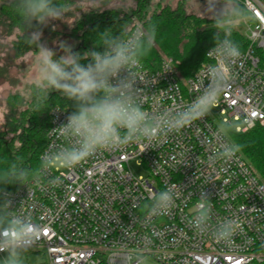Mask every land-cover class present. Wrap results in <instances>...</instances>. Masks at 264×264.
<instances>
[{
  "label": "built area",
  "instance_id": "2783aa9c",
  "mask_svg": "<svg viewBox=\"0 0 264 264\" xmlns=\"http://www.w3.org/2000/svg\"><path fill=\"white\" fill-rule=\"evenodd\" d=\"M235 2L253 18L248 46L239 48L242 56L231 67V86L203 119L179 132H161L148 149L143 141L133 142L100 150L73 169L59 164L49 169L43 157L64 143L52 129L71 113L52 109L37 176L2 194V210L9 221L19 218L39 230L25 251L43 252L47 264H117L120 258L113 255L117 252L131 254L133 264L137 258L143 264L264 262V183L224 131L235 122L240 134L264 126V59L259 54L264 53V3ZM137 28L142 29L132 30ZM211 49L206 63L184 84L172 59L164 60L156 71L140 62L136 71L146 81L145 110L164 111L194 102L207 83L205 69L214 62L208 55ZM226 146L234 148L231 159L220 155ZM184 159L187 165L180 163ZM133 162L145 168L146 177L133 173ZM169 185L179 193L175 206L167 214L149 217L152 194ZM204 191L211 197L212 211L206 235H201L191 221ZM232 217L238 218L239 228L230 242L217 241L213 235ZM5 254L0 252V257Z\"/></svg>",
  "mask_w": 264,
  "mask_h": 264
},
{
  "label": "clouds",
  "instance_id": "9594fccd",
  "mask_svg": "<svg viewBox=\"0 0 264 264\" xmlns=\"http://www.w3.org/2000/svg\"><path fill=\"white\" fill-rule=\"evenodd\" d=\"M136 0H76L84 4L83 12L92 9L123 10L135 6ZM229 0H223L227 4ZM11 6L20 18L24 36L38 56L37 71L45 89H52L72 102L73 110L66 122L52 129L64 143L57 151L46 153L43 165L49 169L59 164L73 169L100 150H116L133 142L143 141L148 149L160 138L161 132H179L194 121L203 119L216 104L225 89L231 86V67L241 58L239 46L231 39H219L208 55L213 63L205 69L206 84L196 100L184 107L149 112L142 98L145 78L136 69L155 43V28L134 29L125 26L119 35L101 33V42L83 53L74 51L67 42H60L62 54L42 41L43 28L53 21H64L68 9L57 0H11ZM202 11L215 14L221 10V0H205ZM239 14V5L232 0L230 16ZM100 48L102 50H96ZM86 61V63H84ZM58 111V110H56ZM220 155L231 159L234 148L226 146ZM209 167L213 159L209 158ZM180 163L187 165V159ZM215 170L214 168L212 169ZM27 172L11 167L0 170V183L25 180ZM175 185L153 193L147 215L155 217L169 213L178 195ZM264 195V194H261ZM210 195L200 194V204L191 224L194 230L206 235L207 217L212 211ZM9 205L11 201L8 202ZM239 228L238 218H227L213 235L217 241L228 243ZM39 234L34 224L19 218L8 221L0 230V252H6L7 264H20L21 251L32 245ZM117 264H133L131 254L117 252ZM135 264H143L139 258Z\"/></svg>",
  "mask_w": 264,
  "mask_h": 264
},
{
  "label": "trees",
  "instance_id": "16d2710c",
  "mask_svg": "<svg viewBox=\"0 0 264 264\" xmlns=\"http://www.w3.org/2000/svg\"><path fill=\"white\" fill-rule=\"evenodd\" d=\"M261 1L264 3V0ZM57 2L67 9L73 4L72 0H57ZM149 4L150 0H137V8L132 14H122L117 10L88 12L80 23L79 30L82 33L78 37L79 52L91 50L96 43H100L101 33L119 35L125 26L131 31L136 26L134 22L137 20L141 23L142 29L155 28V43L151 51L142 58L143 66L150 71H156L164 60L172 59L179 80L184 84L206 63L207 51L218 42L217 38L231 39L241 50L248 46L246 35L241 34L231 25L223 24L228 20L242 17L253 23L251 15L239 3V14L230 16L228 12L212 20L186 14L181 4L176 9L162 8L148 17L146 10ZM2 21L22 33L17 51L27 50L29 43L25 42L27 40L20 25V18L11 6V2L0 5V24ZM259 54L264 59V53L259 52ZM8 104L17 108L22 102L16 97H9ZM55 107L70 112L73 110L72 102L58 92L52 90L50 94H45L43 90L34 91L29 105L20 114L17 126L11 129V133H17L19 146H15L14 140H11V143L7 142L1 137L0 132V170L11 167L13 170L22 168L27 172L25 180L0 183V229L6 227L9 221L2 210V194L19 188L25 181L37 176L41 166V155L47 145L50 113ZM224 130L264 183V126L258 125L244 134L236 133L235 129L229 126H225Z\"/></svg>",
  "mask_w": 264,
  "mask_h": 264
},
{
  "label": "rangeland",
  "instance_id": "374dc122",
  "mask_svg": "<svg viewBox=\"0 0 264 264\" xmlns=\"http://www.w3.org/2000/svg\"><path fill=\"white\" fill-rule=\"evenodd\" d=\"M73 4L68 8V15L64 21H53L47 27L43 28L42 41L46 42L47 46L57 52V55L62 54L58 45L60 42H67L73 46L74 51H79L80 41L78 37L82 33L79 30L80 23L84 16L88 13L83 12L84 4L77 5L76 0H72ZM11 0H0V5L9 3ZM205 0H150L147 8V15L150 17L152 13L159 12L162 8L176 9L178 5H183L184 12L188 15L197 18L212 20L222 17L224 14L231 11L232 0L227 4L221 0V10L215 14H208L202 11L200 3L204 4ZM111 3V0H109ZM137 8V0L135 6L129 8L126 12L117 10L122 14H132ZM92 11L100 12L101 9L94 8ZM105 9L102 12H109ZM136 26H141L137 20L134 22ZM224 25H231L243 35L249 34V29L252 23H249L245 17L235 20H228ZM22 33L19 29L9 26L5 21L0 24V132L7 142L14 140L16 147L19 146L17 133H11V129L17 126L20 114L29 105L33 92L43 90L45 94H50L52 89H45L37 71L38 53L29 45L28 49H21L19 52L17 44L19 43ZM27 42V41H25ZM9 97H16L22 104L13 108L8 104ZM240 124L235 122L234 129ZM225 131V130H224ZM226 133V132H225ZM227 135V133H226ZM228 136V135H227ZM11 143V142H10ZM133 173L136 176H147V171L137 162L131 164ZM7 254L0 257V264H7ZM20 264H47L43 252L36 250H22L20 254Z\"/></svg>",
  "mask_w": 264,
  "mask_h": 264
},
{
  "label": "snow or ice",
  "instance_id": "6c2138e0",
  "mask_svg": "<svg viewBox=\"0 0 264 264\" xmlns=\"http://www.w3.org/2000/svg\"><path fill=\"white\" fill-rule=\"evenodd\" d=\"M237 264H239V262H237Z\"/></svg>",
  "mask_w": 264,
  "mask_h": 264
}]
</instances>
